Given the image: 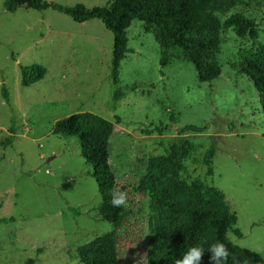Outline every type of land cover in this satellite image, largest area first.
Wrapping results in <instances>:
<instances>
[{
  "label": "rangeland",
  "instance_id": "obj_1",
  "mask_svg": "<svg viewBox=\"0 0 264 264\" xmlns=\"http://www.w3.org/2000/svg\"><path fill=\"white\" fill-rule=\"evenodd\" d=\"M45 1L90 9L109 0ZM237 11L255 21L264 44V0H241L219 18ZM125 36L129 51L114 86L113 36L99 19L76 22L51 7L8 12L0 0V219H6L0 222V264H83L76 248L113 230L101 218L100 192L79 138L52 132L56 120L77 111L120 118L110 164L131 187L144 172L160 170L152 157L189 141L181 177L220 190L236 216L229 240L264 258V111L252 81L236 69L238 49L251 48V39L220 31V75L201 82L176 50L160 66V47L142 21L133 19ZM30 64L43 67V78L23 86L20 65ZM187 124L203 129L179 133ZM10 126L14 140L6 144ZM209 147L213 174L204 178L205 167L193 158ZM126 205L131 213L116 229L120 264H143L148 198L131 190Z\"/></svg>",
  "mask_w": 264,
  "mask_h": 264
},
{
  "label": "trees",
  "instance_id": "obj_2",
  "mask_svg": "<svg viewBox=\"0 0 264 264\" xmlns=\"http://www.w3.org/2000/svg\"><path fill=\"white\" fill-rule=\"evenodd\" d=\"M238 2L241 0H109L105 5L89 9L81 3L63 6L45 0H3V8L14 12L20 6L35 10L51 7L76 22L99 19L113 36L109 76L114 86L119 83L120 63L129 51L125 35L133 19L142 21L144 30L153 34L160 47L159 64L162 68L170 62L169 52L176 50L193 64L201 82L219 77L218 33L230 29L239 38L247 36L251 39V48L238 49L236 69L252 81L264 111V44L257 41V24L241 11L230 14L222 21L219 18ZM20 73L21 85L28 86L43 78V67L39 64L20 65ZM113 95L118 99L120 92L114 90ZM2 96L8 99L4 85ZM119 122L118 116L110 121L90 111H77L53 124V133L79 138L81 151L92 166L89 174L95 179L100 192L101 218L113 228L105 236L76 248L83 264H120L116 229L122 226L131 209L127 205L112 206L111 193L116 190L125 193L126 202L131 190L148 198L149 235L143 264H179L182 256L193 246L205 250L200 264H209L207 249L217 241L224 243L229 251L227 264H264L260 255L229 240L228 232L234 230L236 216L223 193L204 180L187 182L181 177V159L187 157L192 148L189 141L173 143L166 155L152 157L151 162L158 163L160 170L139 175L132 187L119 181L110 164V138ZM202 129L187 124L179 129V133L201 132ZM156 130L161 134L162 129ZM9 132L11 135L6 144L14 140L12 126ZM213 156L214 149L209 147L200 158H193V163L205 167L204 178L213 174ZM3 221L6 219H0V222Z\"/></svg>",
  "mask_w": 264,
  "mask_h": 264
},
{
  "label": "clouds",
  "instance_id": "obj_3",
  "mask_svg": "<svg viewBox=\"0 0 264 264\" xmlns=\"http://www.w3.org/2000/svg\"><path fill=\"white\" fill-rule=\"evenodd\" d=\"M110 203L113 207L126 206L125 193L118 190L111 193ZM209 264H227L229 251L224 243L217 241L209 246ZM205 250L200 246H193L182 256L179 264H200L201 257Z\"/></svg>",
  "mask_w": 264,
  "mask_h": 264
}]
</instances>
